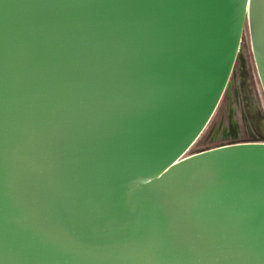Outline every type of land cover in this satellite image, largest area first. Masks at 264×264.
Listing matches in <instances>:
<instances>
[{
  "label": "water",
  "instance_id": "obj_1",
  "mask_svg": "<svg viewBox=\"0 0 264 264\" xmlns=\"http://www.w3.org/2000/svg\"><path fill=\"white\" fill-rule=\"evenodd\" d=\"M264 0H0V264H264V141L185 155Z\"/></svg>",
  "mask_w": 264,
  "mask_h": 264
},
{
  "label": "rangeland",
  "instance_id": "obj_2",
  "mask_svg": "<svg viewBox=\"0 0 264 264\" xmlns=\"http://www.w3.org/2000/svg\"><path fill=\"white\" fill-rule=\"evenodd\" d=\"M246 109L253 117V126ZM250 132L257 139H252ZM249 140L264 141V95L253 61L248 29L244 26L238 57L222 98L205 129L185 155Z\"/></svg>",
  "mask_w": 264,
  "mask_h": 264
},
{
  "label": "flooded vegetation",
  "instance_id": "obj_3",
  "mask_svg": "<svg viewBox=\"0 0 264 264\" xmlns=\"http://www.w3.org/2000/svg\"><path fill=\"white\" fill-rule=\"evenodd\" d=\"M246 114H247V116H248V120H249L250 124L253 126V125H254V123H253V117H252V115L250 114V112H249L248 109H246ZM249 134L251 135V138H252V139H257V137H254V135H253L251 132H250ZM232 135H234V133H232Z\"/></svg>",
  "mask_w": 264,
  "mask_h": 264
}]
</instances>
